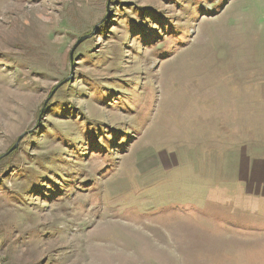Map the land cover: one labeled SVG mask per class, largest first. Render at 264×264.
Instances as JSON below:
<instances>
[{"label":"rangeland","instance_id":"rangeland-1","mask_svg":"<svg viewBox=\"0 0 264 264\" xmlns=\"http://www.w3.org/2000/svg\"><path fill=\"white\" fill-rule=\"evenodd\" d=\"M0 264H264V0H0Z\"/></svg>","mask_w":264,"mask_h":264},{"label":"water","instance_id":"water-1","mask_svg":"<svg viewBox=\"0 0 264 264\" xmlns=\"http://www.w3.org/2000/svg\"><path fill=\"white\" fill-rule=\"evenodd\" d=\"M78 45V43L76 44V46Z\"/></svg>","mask_w":264,"mask_h":264}]
</instances>
